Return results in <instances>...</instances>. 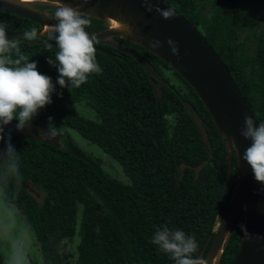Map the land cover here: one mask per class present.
I'll return each instance as SVG.
<instances>
[{"label": "trees", "instance_id": "16d2710c", "mask_svg": "<svg viewBox=\"0 0 264 264\" xmlns=\"http://www.w3.org/2000/svg\"><path fill=\"white\" fill-rule=\"evenodd\" d=\"M165 1L203 34L230 71L257 121L264 122V29L255 30L261 17L256 20L254 13L245 14L240 0ZM34 2L39 11H46L54 19L59 6ZM85 16L90 20L88 33H98L111 25L110 21ZM2 22L7 32L40 28L27 18L0 11ZM242 30L247 34L239 41ZM19 38L13 40L19 54L36 62L37 70L51 77L55 86L52 103L39 110L32 123L47 128L48 118L52 117L60 129L59 145L11 133L22 181L0 187L5 202L13 204L31 225L40 243L43 264H174L151 242L156 228L163 225L194 236L198 251L193 256L204 258L209 247L205 242L209 236L214 237L215 222L221 219L231 198L237 161L233 156L222 195L227 148L188 83L150 51L113 37L140 53L162 76V69L172 72L184 89L163 76L169 84L162 87L158 99L149 76L133 57L99 42H95L96 59L102 71L91 75L80 88H61L57 68L47 62L58 51L54 40L49 35L36 42L29 41L27 34ZM46 42L52 44L51 51ZM250 42L256 46L253 53ZM8 55L13 60L18 58L15 50ZM184 100L202 119L212 147V157L197 174L194 168L209 152ZM80 101L94 110L98 121L78 114L74 105ZM171 114L175 124L169 132L167 116ZM68 129L118 162L130 182L109 176L100 159L75 144ZM3 147L0 143V149ZM3 162L0 154V164ZM38 191L43 193L41 200L36 197ZM241 225L243 217L225 241L219 264L232 263L241 240ZM75 234L79 236L76 259L64 260L59 244Z\"/></svg>", "mask_w": 264, "mask_h": 264}, {"label": "water", "instance_id": "95a60500", "mask_svg": "<svg viewBox=\"0 0 264 264\" xmlns=\"http://www.w3.org/2000/svg\"><path fill=\"white\" fill-rule=\"evenodd\" d=\"M34 1L57 6L69 5L92 18L112 21L106 29L89 35L95 42L109 45L133 57L149 76L158 99L162 96V87L169 84L167 80L140 53L113 37L128 40L150 51L188 83L210 114L227 148L222 195L229 182L233 156L237 161L236 181L231 198L217 230L214 231V237L209 236L205 242V246L209 244V247L203 259L206 264H219L225 241L233 232L237 221L243 217L248 236L242 231L240 244L231 264H264V185L255 180L251 167L242 159L245 149L251 146V140L241 135L245 115L251 116L257 127L259 122L225 63L203 34L165 0H152V4L161 9L173 8L176 15L169 20H165L155 11L147 12L143 0H89L83 7H80L81 0ZM23 2L0 0V11L27 18L39 24L40 28L7 32V37L10 40H21L19 37L35 30V38L29 41L36 42L39 37L49 35L50 26L55 25L57 21L46 11L35 10ZM121 24L128 25L129 30H122L119 27ZM169 39L177 42L178 55H174L168 46ZM152 40H159L161 47H151L149 41ZM183 103L209 152L208 157L194 168L197 174L212 157V147L202 119L187 101L184 100ZM17 123L13 120L6 126L5 131L29 135L54 146L59 145L58 136L54 139L46 137V127L32 123L31 127L17 130ZM183 167L184 165L181 166ZM202 254L203 251L200 256Z\"/></svg>", "mask_w": 264, "mask_h": 264}, {"label": "clouds", "instance_id": "9594fccd", "mask_svg": "<svg viewBox=\"0 0 264 264\" xmlns=\"http://www.w3.org/2000/svg\"><path fill=\"white\" fill-rule=\"evenodd\" d=\"M88 2L89 0H81L80 7ZM143 6L147 12L155 11L165 20L176 15L171 7H154L152 0H143ZM54 19L57 23L50 26L49 36L54 40L58 51L55 52L54 59L49 57L47 62L57 68V83L61 88H80L88 82L91 75L102 71L96 59L95 40L86 31L90 20L77 8L69 5L57 7ZM119 27L129 30L126 24ZM35 36V30L27 34L28 39ZM149 43L153 48L161 47L159 40ZM167 44L174 55L179 54L177 42L169 39ZM45 46L51 51V43L46 42ZM13 50L18 56L14 60L8 55ZM19 51L17 43L7 37L6 24L0 23V143L4 145L0 149V154L4 157V162L0 164V184L4 185L10 182L19 185L22 181L17 151L11 142V133L5 134L6 126L16 120L17 130L31 127L39 110L52 103V94L55 92L51 77L41 74L37 70V63L30 62ZM48 120V131L44 134L48 139H54L60 129L55 127L52 117ZM241 135L251 140V146L245 149L242 159L251 167L255 180L264 185V122L257 127L254 119L245 115ZM241 230L248 236L244 225H241ZM151 242L174 264H206L203 258L193 256L198 251L196 238L186 235L183 230L160 226L156 228Z\"/></svg>", "mask_w": 264, "mask_h": 264}, {"label": "rangeland", "instance_id": "374dc122", "mask_svg": "<svg viewBox=\"0 0 264 264\" xmlns=\"http://www.w3.org/2000/svg\"><path fill=\"white\" fill-rule=\"evenodd\" d=\"M22 1V0H15ZM27 6H31L30 2L34 0H23ZM23 2V3H24ZM240 9L245 14L254 13L256 20L260 19L256 26L257 32H263L264 29V0H240ZM41 5V4H40ZM32 7V6H31ZM33 8V7H32ZM35 9V8H33ZM38 10V9H35ZM45 10V8H44ZM254 10V11H252ZM254 21L255 24L257 21ZM262 20V21H261ZM110 23H113L110 21ZM254 26V25H253ZM255 27V26H254ZM246 32L242 30L239 34L238 40L241 41L245 38ZM256 46L250 42V53H253ZM163 76L174 86L183 90V86L179 79L169 70L162 69ZM75 109L79 115L84 118L98 121L97 114L94 110L90 109L85 101L77 102ZM168 127L169 132L172 130L175 119L174 115H168ZM73 141L77 146L82 148L88 155L93 158L101 160V167L109 176L120 180L123 183H129V179L125 176L121 166L108 154H105L101 148L87 139L80 136L76 131L67 130ZM33 191V190H32ZM43 193L41 191L36 192V197L41 200ZM81 205L78 206L77 217L80 216ZM220 223L218 218L214 225V231L217 230ZM79 241L78 234L73 235L70 238L63 239L60 244V253L65 259L74 261L77 254V244ZM0 253L2 255V264H43L42 255L40 251V243L36 239V235L28 223L26 218L17 210V208L10 203L5 202L2 189L0 187Z\"/></svg>", "mask_w": 264, "mask_h": 264}, {"label": "flooded vegetation", "instance_id": "af4514ba", "mask_svg": "<svg viewBox=\"0 0 264 264\" xmlns=\"http://www.w3.org/2000/svg\"><path fill=\"white\" fill-rule=\"evenodd\" d=\"M22 1H23V0H22ZM28 4H30L33 8L37 9V7H36L37 3H36V2L32 1V2H30V3H28ZM31 6H30V7H31ZM32 7H31V8H32Z\"/></svg>", "mask_w": 264, "mask_h": 264}, {"label": "bare ground", "instance_id": "6f19581e", "mask_svg": "<svg viewBox=\"0 0 264 264\" xmlns=\"http://www.w3.org/2000/svg\"><path fill=\"white\" fill-rule=\"evenodd\" d=\"M117 25V23L115 24V26Z\"/></svg>", "mask_w": 264, "mask_h": 264}]
</instances>
